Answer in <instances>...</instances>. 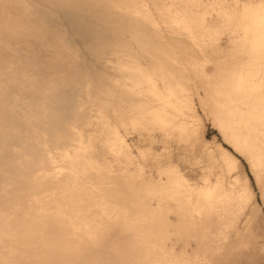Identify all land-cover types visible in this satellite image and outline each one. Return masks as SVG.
Returning <instances> with one entry per match:
<instances>
[{
  "label": "bare ground",
  "instance_id": "6f19581e",
  "mask_svg": "<svg viewBox=\"0 0 264 264\" xmlns=\"http://www.w3.org/2000/svg\"><path fill=\"white\" fill-rule=\"evenodd\" d=\"M237 12L221 0H0V264L220 256L247 198L223 173L224 144L264 178V32L246 34ZM191 139L221 183L177 173L167 148Z\"/></svg>",
  "mask_w": 264,
  "mask_h": 264
},
{
  "label": "rangeland",
  "instance_id": "374dc122",
  "mask_svg": "<svg viewBox=\"0 0 264 264\" xmlns=\"http://www.w3.org/2000/svg\"><path fill=\"white\" fill-rule=\"evenodd\" d=\"M210 1L208 0V3ZM223 1L226 2L228 12L236 10L242 17L250 19L251 27L245 28L246 34L250 30H256L261 34L264 32V0H221L222 4ZM204 2H207V0H204ZM216 10H218L217 7ZM212 12L214 14L211 13L210 20L212 21L209 24H216L215 15L217 14L215 11ZM222 36L221 34L220 42L224 41ZM207 130L208 139L214 135L220 139L217 130L209 123L207 124ZM127 134V132L120 131V138L130 151L132 158L137 161L138 165H141L143 160L139 156L138 144L136 140L131 141ZM224 147L232 155L224 159L223 173H225L232 187L236 186L240 192L247 195L246 206L243 214L234 221V226L226 239V245L220 256H216L211 261H206V263L264 264V178L261 174H258V176L253 175L249 163L244 157L234 152L230 146L224 144ZM147 148L148 146H143L140 151L147 150ZM213 150H215V145H210L208 151ZM167 152L172 155V163L174 162L173 166L177 173L182 175L192 186L203 189L221 183L222 168L213 166L206 152L197 144L196 139L181 143L174 140L167 148ZM143 163L142 165L147 168L145 171L143 169L144 177L151 179L154 177L152 175L153 171H151L152 168L146 166V161H143Z\"/></svg>",
  "mask_w": 264,
  "mask_h": 264
}]
</instances>
